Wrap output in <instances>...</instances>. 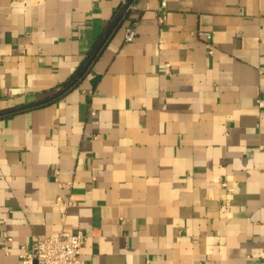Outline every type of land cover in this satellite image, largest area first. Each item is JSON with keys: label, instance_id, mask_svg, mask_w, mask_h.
I'll list each match as a JSON object with an SVG mask.
<instances>
[{"label": "crops", "instance_id": "obj_1", "mask_svg": "<svg viewBox=\"0 0 264 264\" xmlns=\"http://www.w3.org/2000/svg\"><path fill=\"white\" fill-rule=\"evenodd\" d=\"M124 2L0 0V109L107 36L0 118V264L62 229L85 264H264V0Z\"/></svg>", "mask_w": 264, "mask_h": 264}, {"label": "built area", "instance_id": "obj_2", "mask_svg": "<svg viewBox=\"0 0 264 264\" xmlns=\"http://www.w3.org/2000/svg\"><path fill=\"white\" fill-rule=\"evenodd\" d=\"M160 6L162 10L165 9V0H161ZM134 36V28L126 27L124 41L130 42ZM169 69V64L166 63L165 71L168 72ZM11 92L7 91L8 94ZM256 102L259 107L264 105L262 100L257 99ZM55 180L58 181L57 170H55ZM222 186H226V182H222ZM72 202L70 197L63 201L65 206ZM86 238V234L81 230L70 232L64 229L46 236H34L28 245L21 246L20 264H85L81 257V249Z\"/></svg>", "mask_w": 264, "mask_h": 264}, {"label": "trees", "instance_id": "obj_3", "mask_svg": "<svg viewBox=\"0 0 264 264\" xmlns=\"http://www.w3.org/2000/svg\"><path fill=\"white\" fill-rule=\"evenodd\" d=\"M134 1L135 0H125L124 5L122 6L123 11H125L126 8H130V6L134 3ZM119 17L116 18V20H114L112 27L118 26ZM106 37L107 36H104L99 38V40H97V43H95L93 50L91 51V54L88 56V58L83 62H81V64L75 69V71L69 76V78L66 81L62 82L55 89H53L52 91H50L49 93L45 94L44 96L38 99L29 101L21 105L9 106L0 109V118L13 115L19 112H23L28 109L47 105L61 98L70 89L75 87L79 83V81L84 77L87 70L90 68V65L92 64L93 60L97 56V53L103 46Z\"/></svg>", "mask_w": 264, "mask_h": 264}]
</instances>
